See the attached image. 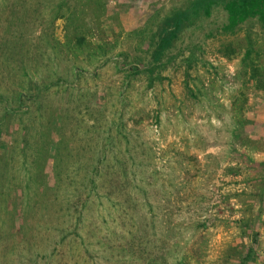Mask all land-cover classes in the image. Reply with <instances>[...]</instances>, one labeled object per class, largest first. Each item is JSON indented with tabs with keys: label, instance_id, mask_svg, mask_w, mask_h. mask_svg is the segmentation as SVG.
Returning a JSON list of instances; mask_svg holds the SVG:
<instances>
[{
	"label": "rangeland",
	"instance_id": "obj_1",
	"mask_svg": "<svg viewBox=\"0 0 264 264\" xmlns=\"http://www.w3.org/2000/svg\"><path fill=\"white\" fill-rule=\"evenodd\" d=\"M197 1L0 0V264H264V25Z\"/></svg>",
	"mask_w": 264,
	"mask_h": 264
},
{
	"label": "trees",
	"instance_id": "obj_2",
	"mask_svg": "<svg viewBox=\"0 0 264 264\" xmlns=\"http://www.w3.org/2000/svg\"><path fill=\"white\" fill-rule=\"evenodd\" d=\"M216 4L222 5L227 14V22L222 27L224 33H235L241 25L246 24L253 19L264 25V0H198L192 6L191 13L196 18L200 17L201 13L206 17H209ZM190 15L186 11H181L175 13L172 17L165 19L156 35L157 42L151 55L153 68H158L159 65H162L161 61L165 52L173 46L174 41L179 37V33L184 29V25L190 22ZM248 44L249 46L245 54L246 60H248L251 55V42ZM229 48L230 46H228L227 49L229 50ZM229 52L230 53L225 54L222 51V54L227 58H230V56L235 53L234 50ZM253 77H256V75L254 74ZM259 83L261 85L262 82L260 81ZM257 245L258 234L253 241L252 247L248 248V251L240 264H249L251 262L255 256Z\"/></svg>",
	"mask_w": 264,
	"mask_h": 264
}]
</instances>
